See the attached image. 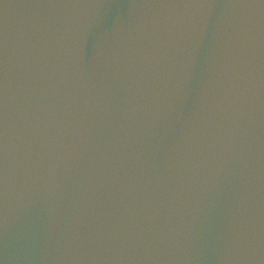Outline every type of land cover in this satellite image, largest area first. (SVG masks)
<instances>
[{"label":"water","instance_id":"1","mask_svg":"<svg viewBox=\"0 0 264 264\" xmlns=\"http://www.w3.org/2000/svg\"><path fill=\"white\" fill-rule=\"evenodd\" d=\"M0 264H264V0H0Z\"/></svg>","mask_w":264,"mask_h":264}]
</instances>
